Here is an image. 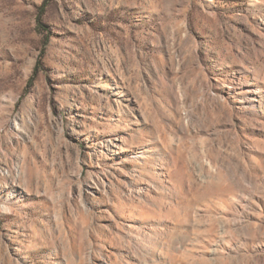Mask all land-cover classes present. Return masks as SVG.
Returning a JSON list of instances; mask_svg holds the SVG:
<instances>
[{"label":"rangeland","instance_id":"1","mask_svg":"<svg viewBox=\"0 0 264 264\" xmlns=\"http://www.w3.org/2000/svg\"><path fill=\"white\" fill-rule=\"evenodd\" d=\"M0 264H264V0H0Z\"/></svg>","mask_w":264,"mask_h":264},{"label":"bare ground","instance_id":"2","mask_svg":"<svg viewBox=\"0 0 264 264\" xmlns=\"http://www.w3.org/2000/svg\"><path fill=\"white\" fill-rule=\"evenodd\" d=\"M244 85L247 89V93H248V99H254L253 97L251 96H259L260 95V87L257 85V80L256 78L252 81V82H248L246 80H244Z\"/></svg>","mask_w":264,"mask_h":264},{"label":"trees","instance_id":"3","mask_svg":"<svg viewBox=\"0 0 264 264\" xmlns=\"http://www.w3.org/2000/svg\"><path fill=\"white\" fill-rule=\"evenodd\" d=\"M42 10H43V6L41 5V6H39V11L36 13V17H35L36 24L38 27H41V25H43V23L41 21ZM36 67L37 66H35L33 73H35Z\"/></svg>","mask_w":264,"mask_h":264}]
</instances>
